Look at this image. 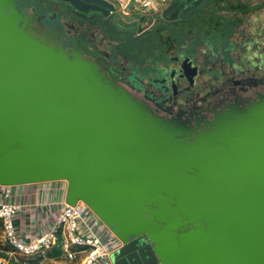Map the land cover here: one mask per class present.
Listing matches in <instances>:
<instances>
[{
    "label": "water",
    "instance_id": "1",
    "mask_svg": "<svg viewBox=\"0 0 264 264\" xmlns=\"http://www.w3.org/2000/svg\"><path fill=\"white\" fill-rule=\"evenodd\" d=\"M210 1L159 18L181 29ZM97 15L148 17L116 0H0V186L67 182L66 203L122 242L112 264H264V96L202 128L157 116L74 50Z\"/></svg>",
    "mask_w": 264,
    "mask_h": 264
},
{
    "label": "flooded vegetation",
    "instance_id": "2",
    "mask_svg": "<svg viewBox=\"0 0 264 264\" xmlns=\"http://www.w3.org/2000/svg\"><path fill=\"white\" fill-rule=\"evenodd\" d=\"M143 16L138 27L94 16L100 28L85 30L73 48L155 115L191 128L264 96V0H212L181 29L158 12ZM33 33L60 46L41 25Z\"/></svg>",
    "mask_w": 264,
    "mask_h": 264
},
{
    "label": "built area",
    "instance_id": "3",
    "mask_svg": "<svg viewBox=\"0 0 264 264\" xmlns=\"http://www.w3.org/2000/svg\"><path fill=\"white\" fill-rule=\"evenodd\" d=\"M141 6L140 14L147 15L155 8L158 0H131ZM171 1V0H170ZM169 1V2H170ZM60 188L67 191L68 183L59 181ZM37 185V184H35ZM18 207L0 203V220L3 223L4 236L13 248L6 257H0V264H18L20 257H31L44 249L59 248L62 255L70 262L80 264H112L111 255L121 248L122 242L82 201L76 206L65 203L60 213L55 216L50 232L45 236L24 242L15 227V216ZM91 217L100 224L116 240L111 246L103 237L91 228Z\"/></svg>",
    "mask_w": 264,
    "mask_h": 264
},
{
    "label": "crops",
    "instance_id": "4",
    "mask_svg": "<svg viewBox=\"0 0 264 264\" xmlns=\"http://www.w3.org/2000/svg\"><path fill=\"white\" fill-rule=\"evenodd\" d=\"M123 6L124 14L139 15L141 6L131 0H116ZM170 0H158L155 8L148 14L160 12ZM67 191L60 188L58 182L5 187L0 186V203L18 207L15 216V227L24 242L45 236L53 227L55 216L60 213L66 203ZM91 228L100 234L111 246L116 244L114 237L103 228L99 220L91 217ZM13 248L4 236L3 223L0 225V257H6ZM59 248L44 249L40 253L28 257H20L18 264H58L64 256L59 255ZM80 264V261H77ZM104 264H109L108 262Z\"/></svg>",
    "mask_w": 264,
    "mask_h": 264
},
{
    "label": "rangeland",
    "instance_id": "5",
    "mask_svg": "<svg viewBox=\"0 0 264 264\" xmlns=\"http://www.w3.org/2000/svg\"><path fill=\"white\" fill-rule=\"evenodd\" d=\"M255 1H263V0H255ZM262 74H264V67L262 68ZM27 258L28 257L23 258V259H26L24 261L28 262ZM59 262L60 263H58V264H77V262H70V261H68L65 257L61 258V260Z\"/></svg>",
    "mask_w": 264,
    "mask_h": 264
},
{
    "label": "trees",
    "instance_id": "6",
    "mask_svg": "<svg viewBox=\"0 0 264 264\" xmlns=\"http://www.w3.org/2000/svg\"><path fill=\"white\" fill-rule=\"evenodd\" d=\"M0 225H2V221L0 220ZM59 255H61V252L59 251Z\"/></svg>",
    "mask_w": 264,
    "mask_h": 264
}]
</instances>
